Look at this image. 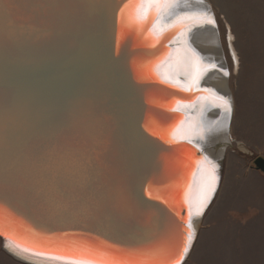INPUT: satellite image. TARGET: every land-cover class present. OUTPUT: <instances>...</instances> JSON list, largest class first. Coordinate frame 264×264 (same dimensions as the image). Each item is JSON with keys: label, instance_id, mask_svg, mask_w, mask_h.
<instances>
[{"label": "water", "instance_id": "95a60500", "mask_svg": "<svg viewBox=\"0 0 264 264\" xmlns=\"http://www.w3.org/2000/svg\"><path fill=\"white\" fill-rule=\"evenodd\" d=\"M125 3L0 0V241L21 263L62 264L25 253L17 243L42 251L64 232L104 247L178 241L188 230L187 186L193 172L196 181L206 169L203 157L223 177L222 156L209 154L200 139L183 138L200 107L196 101L211 88L205 83L211 72L196 92L194 81L177 75L172 55L157 66L153 53L160 45H143L146 33L120 21ZM181 38L166 50L173 54ZM208 62L228 72L223 58ZM166 75L180 85L165 83ZM216 95L230 97L228 91ZM161 126L163 135L155 131ZM253 164L264 173L263 157ZM179 176L177 203L146 193L148 186L160 188ZM192 212L194 240L182 264L199 237Z\"/></svg>", "mask_w": 264, "mask_h": 264}, {"label": "rangeland", "instance_id": "374dc122", "mask_svg": "<svg viewBox=\"0 0 264 264\" xmlns=\"http://www.w3.org/2000/svg\"><path fill=\"white\" fill-rule=\"evenodd\" d=\"M205 6L213 11L218 26L215 35L220 50L219 56L229 69L227 75H224L225 84L222 92L229 91L228 94L234 103V112L228 116L225 126L230 137L228 144L230 142L231 144L225 143L222 148L236 150L239 147L232 135L233 119L235 118L236 123L245 125L248 118H264V0H206ZM145 37L142 38L143 45L153 48L154 42ZM235 55L238 56L237 66ZM140 68L142 74L148 77L144 63ZM166 105L167 103L163 102L161 107L165 108ZM155 131L159 135L165 132L162 126ZM251 159L254 162L256 157ZM181 180L179 176L169 185L160 188L148 186L146 193L157 200L177 203L178 193L183 184ZM212 204L206 213L208 222L212 220L216 210ZM206 227L204 222L200 223L198 230L201 231V235L186 264H264V246L255 247V239H252L249 247L246 246L250 250L249 255H243L238 249L245 247L246 238L242 240L239 236L231 237L230 233L220 236L211 230H204ZM0 264L24 263L5 253L0 241Z\"/></svg>", "mask_w": 264, "mask_h": 264}, {"label": "snow or ice", "instance_id": "6c2138e0", "mask_svg": "<svg viewBox=\"0 0 264 264\" xmlns=\"http://www.w3.org/2000/svg\"><path fill=\"white\" fill-rule=\"evenodd\" d=\"M179 0H127L118 9V16L121 22L135 25L142 33H146L152 41L153 47L160 45L159 50L153 55L158 57V65L166 62L172 55L166 50L169 41L175 43L179 36L184 35L186 27L185 20L191 19L189 16H177L174 9L178 6ZM209 23H215L209 20ZM165 83L178 86L179 82L171 77L165 76ZM191 91V88H184ZM223 105L226 111L231 112V105L228 100H224ZM177 104L180 101L176 102ZM172 111H179L174 108ZM183 124V121H181ZM178 130V129H177ZM188 139L187 136L183 137ZM190 142V141H189ZM199 163V161L197 162ZM217 165L208 162L207 179H202L197 189L195 198V215L202 216L207 205L215 192L218 177L215 174ZM195 181L196 173H192ZM185 193V203L189 207V217L187 222V232L181 231L179 240L172 237L165 238L162 242L150 244L144 247H121V246H100L82 242L78 237L80 233H68L56 235L50 238L42 251H37V247L17 243L25 253L47 256L62 264H182L183 259L190 251L193 243L194 232L192 231V203L189 195L192 192V184L188 186ZM155 258V259H153Z\"/></svg>", "mask_w": 264, "mask_h": 264}, {"label": "bare ground", "instance_id": "6f19581e", "mask_svg": "<svg viewBox=\"0 0 264 264\" xmlns=\"http://www.w3.org/2000/svg\"><path fill=\"white\" fill-rule=\"evenodd\" d=\"M205 2L206 0L205 1L204 0H179L178 6L174 9L175 15L189 16L191 17V19L185 20L186 27L184 29V35H182V38L179 40L180 44L173 49L174 52L172 54L173 56L172 63H175L174 68L179 77L181 76L183 77V79L187 81L188 80L192 82L194 81L193 83L194 90L196 92L200 88L202 79L206 76V74L211 72V75H209L205 81V83H207V85L210 86L211 88L209 90L208 89L203 90L202 94L204 95L201 96V98L196 101V103L200 102L201 104H199L200 107L195 112V118H192L190 122H187L186 127H185V134L186 136L190 135L191 137H194L195 139H200L201 143H204L210 149L209 154L220 157L222 156L220 151L223 150L222 148L223 145L225 143L228 144L229 142L230 137L228 136L229 133H227L225 126H227L226 124L228 122L227 121L228 116L234 112V103L232 99L228 97L227 100L229 101L231 105V109H232L231 112H228L224 108L223 101L220 99L221 97L216 95V92L223 91L224 84H225L224 75H227V74L223 73V70H222L223 64L220 68L218 64L210 65L208 62V60L212 62H215V60L218 61L219 59L221 60V56H219L220 50L216 42V38H217L215 35L216 31L213 29L214 26H216V20H215V17L214 18L211 17L210 12L208 10L209 7L205 6ZM185 9H188L187 10L188 12H186V14L184 13L185 15H181L179 11L185 10ZM209 20H214L215 23H209L208 22ZM189 31L191 32V34L188 39L187 32ZM237 57L238 56L235 57L236 66L238 65ZM215 70H217V72H215ZM167 74L169 75L168 70H167ZM199 97L200 96H197V99ZM204 101L208 102L207 106L202 103ZM202 108L204 109V112ZM200 109H202V112L200 111ZM185 119H187V116ZM203 160H204L203 163L206 162L205 163L206 169L201 173V175L199 176V179H197L196 181L192 180L190 183L192 184V187L194 186L193 191L190 194L191 200L189 197V200L193 205L192 207L193 211L195 210V198H196L197 189L199 188L202 179H207L208 162L206 161L204 157H203ZM217 177H218V181L220 179V183L218 187V190H219L221 181H222V176L220 177L217 176ZM217 185H218V182H217ZM216 189H217V186H216ZM215 196H214V199H215ZM213 201L212 202L210 201L211 204L213 203ZM184 205L186 207V210L189 216L188 204L184 203ZM210 206L208 208L206 207L207 210L206 209L204 210V212L206 211L205 214L203 216H198L197 221L193 223V227L196 233H198V229H199L198 227L201 223L200 220L202 221V219L205 217ZM196 243L197 241L195 242V245L193 246L194 248L196 246ZM12 252L18 257L24 258L28 261H33L36 263L39 262V261L30 259L29 257H25L22 254L17 253L15 251H12ZM40 263L50 264V263H43V262H40Z\"/></svg>", "mask_w": 264, "mask_h": 264}, {"label": "crops", "instance_id": "0c3cea01", "mask_svg": "<svg viewBox=\"0 0 264 264\" xmlns=\"http://www.w3.org/2000/svg\"><path fill=\"white\" fill-rule=\"evenodd\" d=\"M232 135L239 148L222 150L223 177L212 204L216 210L211 221H207L206 214L201 224L208 225L204 230L220 236L230 233L227 235L246 238L245 247L238 250L249 255L247 247L252 239L255 247L264 246V173L253 167L251 159L264 158V118H248L245 125L236 123L234 118Z\"/></svg>", "mask_w": 264, "mask_h": 264}, {"label": "trees", "instance_id": "16d2710c", "mask_svg": "<svg viewBox=\"0 0 264 264\" xmlns=\"http://www.w3.org/2000/svg\"><path fill=\"white\" fill-rule=\"evenodd\" d=\"M253 164V163H252ZM253 167H254V164H253Z\"/></svg>", "mask_w": 264, "mask_h": 264}]
</instances>
